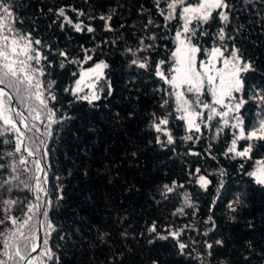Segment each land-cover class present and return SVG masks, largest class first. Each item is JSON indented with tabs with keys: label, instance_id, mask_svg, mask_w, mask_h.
Segmentation results:
<instances>
[{
	"label": "trees",
	"instance_id": "trees-1",
	"mask_svg": "<svg viewBox=\"0 0 264 264\" xmlns=\"http://www.w3.org/2000/svg\"><path fill=\"white\" fill-rule=\"evenodd\" d=\"M15 2L18 17L15 27L23 33L31 32L33 39H41L48 46L34 45L48 57L39 65L45 71L39 79L45 86L51 83L56 96L55 101L49 100L53 110L51 121L42 117L41 121L34 122L39 132L21 129L26 133V144L35 155L29 157L27 152L21 151L0 159L3 164L18 163L23 156L28 163L20 169L30 170L24 172L23 178L35 183L30 178L40 176V183L46 189V193H40L39 201L33 193L22 191V199L17 198L23 201L21 209L14 206L10 213L21 220L26 219L24 213L29 201L47 209V221L53 224L54 230L48 229L46 223L42 225L45 217L41 215L42 240L38 253L33 256H39L47 248L54 253V258L42 257L44 264H153V261L157 264H201L207 252L205 241L214 244L220 239L224 241L223 246L214 244L213 255L207 258L211 264H264V186L257 185L247 175L257 166V160L264 161V147L257 144L250 159L225 155L235 130L225 128L217 135L215 121L211 122L212 127H206L202 122L200 133H189L184 122L177 119L179 114L175 111L173 98L168 95L169 85L154 74L155 62L170 57L175 47L173 38L180 21L173 20L165 27L155 0ZM229 2L235 5L226 27L227 36L232 39H226L224 44L229 51L235 44L245 59L254 64L256 71L246 74V92L251 94L253 86L264 89V0ZM60 7H65L66 14L74 20L77 14L71 8L83 11L85 16L79 19L91 24L95 32L77 33L69 25L61 29V20L54 15ZM161 7H165L163 0ZM101 15H112L109 23L113 31L105 30L104 21L99 19ZM89 16L95 19L90 20ZM149 19L152 24H148ZM53 20L57 22L53 23ZM210 24L207 29L210 35L200 38L205 50L220 44L214 37L223 25L218 18ZM153 35L157 37L155 41L147 39ZM141 38L153 47L147 52H137L136 57L148 55L151 71L129 66L132 57L125 49L135 51ZM84 49L92 50L93 60L86 63L65 61V66L60 67L63 58L55 53L65 50L71 59L80 60ZM204 56L198 54V59ZM101 60L108 64L104 74L105 81L112 84L111 96L101 93V100L89 105L64 91L72 87L81 69ZM165 100H169V104L161 108ZM28 103L37 105L34 100ZM14 104L24 111L15 100ZM257 111L253 102L245 106L244 116L249 126ZM169 112L168 127L175 143L161 147L155 143L157 133L151 127L153 113L164 116ZM24 114L28 115L27 112ZM186 135L200 139L185 140ZM3 139L0 138V155L13 147L3 144ZM247 143L239 141L238 148ZM191 152L198 155H191ZM37 160L42 171L35 167ZM197 168L199 174L195 171ZM221 171L225 173L223 179L228 191L217 197ZM6 172L0 170V182ZM199 175L212 181L206 192L197 183ZM173 180L183 187L176 188L163 199L159 194L161 186L171 184ZM61 194L63 200H57ZM236 194H241L244 204L231 214L226 205ZM185 197L191 207L185 206ZM4 199L16 198L9 196L6 189H0V218L4 217L7 207L2 203ZM213 199L217 200L213 209L216 227L210 231L204 221L212 214L209 209ZM177 208H184V214L174 216ZM233 215L235 219H230ZM121 218H124L123 222ZM152 221L158 223L162 235H167L168 227L183 229L179 240L188 245L183 255L176 239H158L147 232L146 226ZM38 222L39 212L22 229L25 235L38 237ZM14 230L7 221L0 224L4 234ZM101 232L106 233L103 241L99 239ZM123 232H127V236H122ZM150 239L152 243L148 242ZM44 240L48 243L44 244ZM2 245L3 238L0 237V248ZM20 247L25 248L22 238ZM10 264H19L18 259Z\"/></svg>",
	"mask_w": 264,
	"mask_h": 264
},
{
	"label": "snow or ice",
	"instance_id": "snow-or-ice-1",
	"mask_svg": "<svg viewBox=\"0 0 264 264\" xmlns=\"http://www.w3.org/2000/svg\"><path fill=\"white\" fill-rule=\"evenodd\" d=\"M161 2L162 0H155V7L158 14L163 17L165 27L170 26L173 20H178L180 23L175 31L173 38L175 47L171 51L170 57L155 62L154 74L173 90L168 95L174 97L175 111L181 113L177 119L185 122L189 133L193 131L200 133L202 122H204L206 127H212L213 125L208 122L219 117L218 123L221 126L217 127V135L223 133L225 128L235 130L232 133V139L225 155L231 154L234 158L250 159L251 153L257 144L264 147V89L253 86V89L250 90L251 94L246 92V74L254 73L256 69L252 61L245 59L241 50L235 44L231 46L230 54L225 55L226 52H229V48L224 44V41L232 39V37L227 36L226 27L230 20V12L234 10L235 5L231 4L229 0H163L165 7H161ZM249 2L250 0H244V3ZM16 7L15 0H0V138L8 137L3 139L2 143L13 145L11 150L0 155V159H3L4 156L12 157L14 154L21 153L22 150L27 152L29 157L35 155L33 149L26 144V133L21 129L39 132L40 129L34 122L41 121L42 117H46L51 121L53 110L49 107V100H56V96L51 90V83L45 86L39 79V77L45 75L44 69L39 67V65H41L42 60H47L48 57L41 52L39 47H34V45H44V41L33 39L31 32L23 33L15 27V21L18 19L15 15ZM48 11L52 12L53 10L48 9ZM71 11L77 14V19L70 18L66 14L67 10L65 7L55 10L54 15L61 20V29L65 25H69L77 33L84 31L88 33L95 32V28L91 24H85L84 20L79 19V17L85 16L83 11L75 8H71ZM216 18L223 25L218 28L214 37V40H218L220 44H214V46L205 50L200 43V38L210 35L207 29L211 26L210 22ZM88 19H95V17L89 16ZM99 19L104 21L106 31H113L109 23L112 20V15H101ZM20 22L22 23V21ZM56 22V20H53V23ZM152 23L153 21L149 19L148 24ZM147 39L155 41L157 37L153 35L148 36ZM44 46L48 47L47 45ZM152 47L153 44H146L145 38H141L135 51L131 48H126L125 52L132 57L129 60V66L151 71L152 62L149 56L136 57V53L147 52ZM91 53V49H84V54L80 60L71 59L65 50H60L55 55L63 58L60 62V67L63 68L65 61L68 63H86L93 60ZM198 54L205 55L207 59L198 60ZM218 63L222 64V66L217 67ZM165 65H168V67L165 68ZM106 68H108V64L103 60L94 63L93 67L82 70L79 73V78L75 80L74 87L65 88L64 91L70 92L77 100L86 101L89 105H94L96 101L101 100V93L111 96L113 94L112 84L105 81L103 71ZM73 75L77 74L73 73ZM85 87L89 89V93L81 95ZM182 88L183 90H181ZM205 92L211 95L212 99L210 102H204L201 98ZM187 93L193 94L195 100L188 97ZM14 100L17 104L23 106V112L13 107ZM29 100L36 101L37 105H29ZM249 102H253L258 110L251 126L248 125L244 116L245 106ZM168 104L169 100H165L160 107L165 108ZM216 106H219V110ZM45 110L47 111L45 112ZM203 110H207L206 115ZM25 112H27V116L24 114ZM170 116L171 112L164 116H157L153 113L151 127L157 133L155 143L161 147L175 143L168 127ZM162 137L166 139H162ZM183 139L198 140L200 137L186 135ZM242 140L248 143L238 148V142ZM190 154L198 155L196 152H191ZM27 163L28 161L23 156L20 157L18 163L15 161L9 164L0 163V170L8 171L10 169L12 173L10 179H3L0 182V189H6L11 193L17 187L12 182L19 181L23 189L33 193L35 200L39 201L41 200L40 193H46V189L40 183L41 177L33 176L30 179L35 181V183H29L28 180L23 179L20 175V166ZM34 164L37 171H42L40 161H34ZM256 165L247 175L257 185L264 186V161L257 160ZM23 171L28 172L30 170L25 167ZM195 171L199 174L200 169L197 168ZM219 175L221 179L215 193L217 197L226 194L228 191L223 179L225 173L221 171ZM44 183H47V181L44 180ZM197 183L206 192L212 181L204 175H199ZM178 187L182 188L183 185L173 180L171 184H163L159 194L163 199H167ZM63 198L62 194L56 197L57 200H63ZM184 202L185 206H192L187 197H185ZM2 203L7 207L4 217L0 218V224H4L7 221L15 230L10 231L8 234L0 231V237L3 238V245L0 248V257L3 258H0V264H10L14 259H18L19 264H44L42 257L52 260L54 253L47 248L41 251L39 256H32L31 253L36 252L39 247L34 242L37 237L34 235L29 237L22 230L28 225L33 215L38 212L45 217L42 225L46 223L48 229L54 230L53 224L47 221V209H42L40 204L29 201L27 212L24 213L26 219L21 220L13 217L10 213L14 206L23 205V201L19 199H4ZM216 203L217 200L213 199L211 202L212 207L209 209L212 214L204 221L205 224L209 225L210 231L216 227L213 219L215 215L213 209ZM243 204L244 200L241 194H236L233 199L227 202V212L234 214ZM182 214H184V208H177L173 212L174 216ZM230 219H235V216H231ZM123 220L124 218H121L122 222ZM158 227V223L152 221L150 225L146 226L147 232L158 239H168L169 237L176 239L180 253L183 255L184 250L188 247L186 243L179 240L183 229L177 230L168 227L166 229L167 235H162L158 231ZM105 235L106 233L101 232L99 239L103 241ZM121 235L127 236V232H123ZM204 235H207V232ZM21 238L25 244L23 250L20 247ZM148 242L152 243L153 241L150 239ZM43 243L47 244L48 241L44 240ZM214 244L223 246L224 241L217 239ZM214 244L205 241L204 246L207 252L206 256L201 259V264H205V260L213 255ZM153 264H157V262L153 261ZM207 264H211V261L207 260Z\"/></svg>",
	"mask_w": 264,
	"mask_h": 264
},
{
	"label": "rangeland",
	"instance_id": "rangeland-1",
	"mask_svg": "<svg viewBox=\"0 0 264 264\" xmlns=\"http://www.w3.org/2000/svg\"><path fill=\"white\" fill-rule=\"evenodd\" d=\"M214 46V45H213ZM230 54V51L229 52H226L225 53V55L227 56V55H229ZM200 59H207V57L206 56H204V57H202V58H200ZM199 60V59H198ZM94 66V65H93ZM93 66H91V67H93ZM222 66V64H220V63H218L217 64V67H221ZM91 67H89V68H91ZM88 68H84V69H81L80 71H79V73L82 71V70H87ZM104 71V70H103ZM79 78V75L75 78V80L76 79H78ZM75 80H74V82H73V85H72V87H74L75 86ZM181 90H183V88L181 89ZM173 90L170 88V92H172ZM89 93V89L87 88V87H85L84 88V92L83 93H81V95H84V94H88ZM188 97H190L192 100H195V96L193 95V94H191V93H187L186 94ZM173 98V102H174V106H175V108H176V105H175V99H174V97H172ZM203 100H204V102H210L211 101V99H212V97H211V95H209L208 93H204V95L201 97ZM13 107H16L15 106V104L13 103ZM217 108H218V110H219V106H216ZM17 109L19 108V107H16ZM20 109V108H19ZM204 112H205V115L207 114V110H203ZM178 114L179 115H181V113H179L178 112ZM213 121H215L216 122V124H217V127H220L221 125L218 123V121H219V117H217V118H215ZM184 122V121H183ZM212 122V121H211ZM211 122H208V123H210L211 124ZM204 123V122H203ZM184 125H185V127H186V124H185V122H184ZM214 132H215V134L217 133V128L216 129H214ZM4 138H8V137H4ZM23 151V150H22ZM9 160L10 159H8V161H7V163L9 162ZM13 162V161H12ZM11 163V162H10ZM7 174H6V176H4L5 178L7 177V175H8V177H7V179H10V177H11V175H12V173H11V171H10V169L8 170V172H6ZM20 175L22 176V178H23V175H24V171L23 170H21L20 169ZM4 178V179H5ZM3 179V178H2ZM24 179V178H23ZM13 183V185H16L17 187H15L14 189H13V191L11 192V193H9L8 192V195L9 196H14L16 199L17 198H20V199H22V191H24V189H23V186L22 185H20L19 184V181H13L12 182ZM17 208L18 209H21V206L19 207V206H17ZM38 253V250H37V252L35 253V254H37ZM34 254V255H35Z\"/></svg>",
	"mask_w": 264,
	"mask_h": 264
},
{
	"label": "water",
	"instance_id": "water-1",
	"mask_svg": "<svg viewBox=\"0 0 264 264\" xmlns=\"http://www.w3.org/2000/svg\"><path fill=\"white\" fill-rule=\"evenodd\" d=\"M14 103V101H13ZM40 220H41V214L39 213V222H38V237H37V241L36 244L40 246L41 244V240H42V232H41V224H40ZM39 249V247L37 248V250ZM37 252V251H36ZM36 252L31 253V255L33 256Z\"/></svg>",
	"mask_w": 264,
	"mask_h": 264
}]
</instances>
